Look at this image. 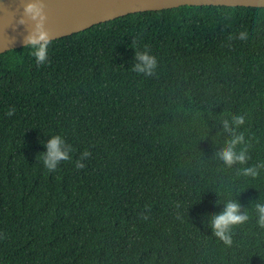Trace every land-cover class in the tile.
<instances>
[{"label": "trees", "instance_id": "obj_1", "mask_svg": "<svg viewBox=\"0 0 264 264\" xmlns=\"http://www.w3.org/2000/svg\"><path fill=\"white\" fill-rule=\"evenodd\" d=\"M145 50L152 76L132 71ZM234 134L247 159L229 166ZM55 135L72 151L49 171ZM230 199L249 220L227 246L210 225ZM256 203L264 7L130 13L52 40L42 65L26 46L0 54V264H264Z\"/></svg>", "mask_w": 264, "mask_h": 264}, {"label": "water", "instance_id": "obj_2", "mask_svg": "<svg viewBox=\"0 0 264 264\" xmlns=\"http://www.w3.org/2000/svg\"><path fill=\"white\" fill-rule=\"evenodd\" d=\"M28 0H0V54L26 46L34 22L24 17ZM45 28L52 40L81 32L130 13L171 9L184 5L264 7V0H43ZM24 17L25 23L19 21Z\"/></svg>", "mask_w": 264, "mask_h": 264}, {"label": "clouds", "instance_id": "obj_3", "mask_svg": "<svg viewBox=\"0 0 264 264\" xmlns=\"http://www.w3.org/2000/svg\"><path fill=\"white\" fill-rule=\"evenodd\" d=\"M44 9L45 4L43 0H28L23 8L24 17L34 22V27L28 35L25 36L26 48L32 49V55L35 57L38 65L48 62V49L52 42V38L45 28L47 15ZM24 17H21L19 21L21 24L25 23ZM238 38L241 40L246 39L247 33L242 31ZM136 60L137 63L133 66L132 71L146 76H152L154 74L158 66V61L155 56L150 55L147 50L144 52L138 51L136 53ZM14 111L15 110L12 109L7 114L12 116ZM231 123L237 126L243 125L245 123V118L242 115H234L232 116ZM223 126L226 131L233 132L228 120L223 121ZM243 142V134H234L233 138L227 141L224 150L217 153V155L229 166L237 162L243 164L247 159L246 151L242 150L239 153L236 151V146ZM45 146L47 151L42 153L43 164L49 171H55L62 161L70 159V152L72 149L66 147V141L62 136H52L51 139L46 142ZM90 155L91 153L89 151L83 152L80 159L76 161V168L83 169L85 164L82 163V161L87 159ZM243 171L245 176L256 177L259 175L256 168H246ZM241 209L242 206L238 200L230 199L226 202L224 210L213 215L211 219L210 226L213 229V234L227 246H231L233 242L231 236L232 228L244 224L249 220L247 212H242ZM255 211L258 215L259 226L264 228V203H256Z\"/></svg>", "mask_w": 264, "mask_h": 264}]
</instances>
